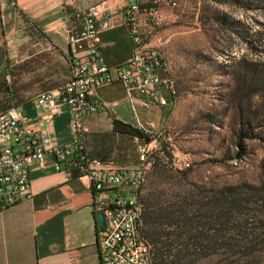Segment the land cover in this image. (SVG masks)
I'll return each instance as SVG.
<instances>
[{
  "label": "crops",
  "instance_id": "0c3cea01",
  "mask_svg": "<svg viewBox=\"0 0 264 264\" xmlns=\"http://www.w3.org/2000/svg\"><path fill=\"white\" fill-rule=\"evenodd\" d=\"M75 1L84 7L97 0ZM130 50L120 25L101 34L109 66L122 63ZM69 57L61 0H0V112L14 107L25 128L45 129L57 143L70 138L64 108L45 123L40 120L46 111L34 107L33 100L66 82ZM92 98L103 109L83 118L86 153L117 166L133 165L135 141L144 142L114 131L112 120L135 127L138 119L153 127L165 106L134 90L126 93L117 81L96 88ZM27 177L28 196L0 210V264H99L100 226L93 207L98 194L88 180L73 169L55 170L49 159L29 165Z\"/></svg>",
  "mask_w": 264,
  "mask_h": 264
},
{
  "label": "built area",
  "instance_id": "2783aa9c",
  "mask_svg": "<svg viewBox=\"0 0 264 264\" xmlns=\"http://www.w3.org/2000/svg\"><path fill=\"white\" fill-rule=\"evenodd\" d=\"M179 2L97 0L78 7L75 0H61L69 76L61 87L38 93L33 105L46 111L47 117L40 120L45 123L64 108L70 138L57 143L45 129L25 128L12 106L0 112V210L28 196V166L49 159L55 170L73 169L85 177L98 194L93 207L104 221L96 234L99 264H151L150 246L141 234V203L136 192L153 162L152 149L145 143L138 145L137 160L131 166L90 158L83 118L103 109L92 98L94 90L115 81L126 93L134 90L149 102L165 104L161 91L173 93V83L153 40L155 30L164 23L163 5L173 10ZM117 24L129 37L131 50L122 63L109 66L102 55L101 34ZM135 124L150 136V125L138 119Z\"/></svg>",
  "mask_w": 264,
  "mask_h": 264
},
{
  "label": "rangeland",
  "instance_id": "374dc122",
  "mask_svg": "<svg viewBox=\"0 0 264 264\" xmlns=\"http://www.w3.org/2000/svg\"><path fill=\"white\" fill-rule=\"evenodd\" d=\"M163 7L153 41L173 93L162 89L165 113L147 124L151 140L144 142L163 172L153 178L149 166L136 194L151 182L173 192L189 184L251 191L264 181V0H180L173 10ZM245 72L253 73L250 82ZM239 80L249 87L239 91Z\"/></svg>",
  "mask_w": 264,
  "mask_h": 264
},
{
  "label": "trees",
  "instance_id": "16d2710c",
  "mask_svg": "<svg viewBox=\"0 0 264 264\" xmlns=\"http://www.w3.org/2000/svg\"><path fill=\"white\" fill-rule=\"evenodd\" d=\"M219 21L225 22L224 17ZM245 75L250 82L253 73ZM237 84L239 91L249 87L243 80ZM112 129L146 143L151 140L136 127L116 119ZM245 135L246 131L239 137ZM151 165L156 172L153 178L160 177L163 171H159L157 158ZM146 180L147 176L139 190ZM189 185L173 192L151 182L145 193L137 194L141 234L150 246L151 264H264V181L251 191L246 185Z\"/></svg>",
  "mask_w": 264,
  "mask_h": 264
},
{
  "label": "water",
  "instance_id": "95a60500",
  "mask_svg": "<svg viewBox=\"0 0 264 264\" xmlns=\"http://www.w3.org/2000/svg\"><path fill=\"white\" fill-rule=\"evenodd\" d=\"M97 221H98V225L100 227H102L104 225V221H103V216H102V213H98L97 214Z\"/></svg>",
  "mask_w": 264,
  "mask_h": 264
},
{
  "label": "bare ground",
  "instance_id": "6f19581e",
  "mask_svg": "<svg viewBox=\"0 0 264 264\" xmlns=\"http://www.w3.org/2000/svg\"><path fill=\"white\" fill-rule=\"evenodd\" d=\"M164 60V59H163ZM164 69H165V71H166V67H165V64H164Z\"/></svg>",
  "mask_w": 264,
  "mask_h": 264
}]
</instances>
